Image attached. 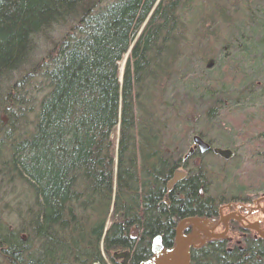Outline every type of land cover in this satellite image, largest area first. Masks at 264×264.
I'll return each mask as SVG.
<instances>
[{
  "label": "trees",
  "instance_id": "1",
  "mask_svg": "<svg viewBox=\"0 0 264 264\" xmlns=\"http://www.w3.org/2000/svg\"><path fill=\"white\" fill-rule=\"evenodd\" d=\"M230 1L0 0V179L16 196L17 224L0 223V264H100L99 251L110 264H121L113 254L122 252L130 254L127 264H139L151 256L156 235L172 245L181 219L213 217L220 204L241 201L242 187L212 155L207 163L224 171L225 192L237 191L227 199L218 184L209 193L204 170L182 160L177 124L185 99L197 108L232 89L241 105L264 85L259 7L244 16L257 44L240 47L247 65L237 83L242 68L232 61L233 82L200 83V71H190L186 52L198 46L185 34L198 36L214 18L229 22L223 2ZM144 6L116 92V63ZM29 82L38 84L37 96L21 90ZM110 123L116 146L108 143ZM181 166L186 180L167 192ZM246 240L242 248L218 241L191 249L190 264H264V240Z\"/></svg>",
  "mask_w": 264,
  "mask_h": 264
},
{
  "label": "rangeland",
  "instance_id": "2",
  "mask_svg": "<svg viewBox=\"0 0 264 264\" xmlns=\"http://www.w3.org/2000/svg\"><path fill=\"white\" fill-rule=\"evenodd\" d=\"M254 1L255 0H245V3L242 0L223 2L225 3L224 8H228L227 13L230 16L229 22H223L224 19L214 18L212 24L209 23L207 27L205 26L206 28H202V25L200 26L198 36H187V34H190V31H187L185 38L187 40L194 38L198 46L194 52H186L187 55L191 56L194 60L191 64L193 66H190V71H200V73L197 71L198 82L206 84V82L209 81L211 85L217 83L219 79L233 82L234 77L238 76V74L234 73L233 66L230 67V63L232 62L236 67L240 66L242 68V71L239 72V76L235 80L236 83L246 74L243 70H245L247 60H245V55L242 54L240 47H251V45L255 43V37L253 36L256 35L251 34L252 28L254 27L252 24L254 23L247 21L244 16L250 14V6L259 7L260 15H263L264 8V2L260 4ZM235 3L238 9L236 12L233 10V5ZM145 9L144 6L135 26L131 30L120 58L116 63V92L118 90V84L122 80V74L129 56V50L137 37V32L143 27ZM201 12L205 14V16L210 14L209 9H205L204 12ZM243 13L245 14L243 15ZM198 17L200 18L199 14ZM187 18L188 17L185 16L186 21L189 20ZM37 39L42 42L40 37H37L36 40ZM189 44L191 43L189 42ZM206 46L210 48L209 53L203 51ZM262 54L264 55V52ZM229 61L232 62L229 63ZM260 67L259 65V68ZM259 81L264 84V80ZM33 83L34 82L26 83L21 89L28 98L34 95L37 96V90L35 88L38 84L36 83L34 86ZM245 84L246 86L249 85L248 73ZM241 88L244 89L245 87ZM31 89L34 90V95L30 92ZM261 92H263L262 95ZM226 95L227 97L225 98H217L216 95H212L210 96L212 99L211 101H213L211 105H206L204 102L199 106L197 105V108H193L196 104L192 106V103L188 104L187 99H185L184 104L186 105V111L177 123L181 126L178 130V142L182 143L183 141L185 146L184 156L191 148H195L193 147L192 141L194 136L205 137L211 142L213 147H227L232 151L235 148V156L231 159H225L217 155L219 158L216 157L218 159L216 160L215 158H208V154H204L202 156V163L197 166V169L204 170L205 175L210 178L211 186L209 188V193H211V195H213L211 192L212 187L214 189L215 186L220 184L221 190L223 189V195L229 199L230 195L233 196L236 193H234L236 189L233 188L234 190L231 193L225 192L229 184L224 183V171L219 172L216 169L211 170L210 164L207 163V159H215V162L219 164L222 163L221 169L231 172V178L228 179L229 182L233 185L236 184L241 186L244 195L246 194L249 200H255L264 193V121L262 122L260 119V116L264 117V85H259L256 89V96L253 100L246 95L247 99L241 102V105H235L237 99H235L232 89L228 90ZM209 108H212L214 113L212 114V112H210V115H206L205 112H208ZM117 133V127H115L113 123H110L109 146H111L112 143L113 146H116ZM221 138H223L224 141L225 138H228L229 141L223 142ZM8 141L9 139H7L5 143H8ZM108 152L109 148L107 153ZM190 161L191 163L193 162L191 159H188L186 162L187 166L190 165ZM195 163H197V160ZM185 170L187 171L186 168ZM14 197L16 196H12L8 193V188L4 185V180L0 179V210L2 211L0 223L4 225L7 224L12 228L17 226L11 214V204L14 202ZM229 200L230 202L228 203L235 202L232 198ZM258 216L259 214H256L254 218H258ZM229 246H232V244ZM98 258L100 259V264H110L108 259L100 251L98 252ZM115 259L122 264L123 258ZM128 260L125 264H127Z\"/></svg>",
  "mask_w": 264,
  "mask_h": 264
},
{
  "label": "flooded vegetation",
  "instance_id": "3",
  "mask_svg": "<svg viewBox=\"0 0 264 264\" xmlns=\"http://www.w3.org/2000/svg\"><path fill=\"white\" fill-rule=\"evenodd\" d=\"M198 137L202 140V142L208 145V149L202 150L200 146H197L196 148L193 149L192 153L189 156L185 158L183 157L182 159L183 161L191 159L193 161L192 163L198 166L199 164L202 163V156L204 154H208V156L212 154V156L217 158L220 157L218 154H215L213 152V150L218 147H213L211 142L207 140L205 137L202 136H198ZM219 149L228 150L232 153L228 159H231L235 156V152H236L235 148L233 149V151L227 147L219 148ZM196 160L197 163H195ZM185 168H186L185 166H181L179 168H176L172 172L170 178L166 183L167 192H171L176 187L177 184L186 180L188 175V169L186 168L187 169L186 171ZM177 170L181 171L183 177L178 179L176 183L172 186V188L169 190L167 188V184L174 177V173ZM242 195L243 196L240 197L241 201L239 202L237 201L234 203H222L219 205L216 215H214L213 217L206 218L208 222L207 225L204 226V229L206 230L207 235L202 233L200 234L199 240H203L202 241L203 243H200V247L195 249H200L201 247H204L207 244H210L211 242H218V241H226L228 247L238 246L242 248L247 243L246 239L248 237L249 239L252 238V239L264 240V238L260 237L255 230L245 227L248 226V224L257 221L258 228L261 229L262 232H264V206H262L264 205V193L262 194V196L255 199L256 201L252 199L249 200L246 194L245 195L242 194ZM246 200L249 201L246 202ZM256 214H259L258 218H254ZM184 232L185 233L190 232V227L186 229ZM218 234H223V238L212 237L213 235H218ZM230 244H232V246H229Z\"/></svg>",
  "mask_w": 264,
  "mask_h": 264
},
{
  "label": "water",
  "instance_id": "4",
  "mask_svg": "<svg viewBox=\"0 0 264 264\" xmlns=\"http://www.w3.org/2000/svg\"><path fill=\"white\" fill-rule=\"evenodd\" d=\"M193 147L200 146L202 150H207L208 145L198 137L194 136ZM193 151L191 148L188 153L184 156H189ZM215 154L228 159L232 154L228 150H221L215 148L213 150ZM183 177L181 171L177 170L174 173V177L168 182L167 188L170 190L176 181ZM207 219L201 217H188L178 221L174 228V237L173 243L170 247H164L162 244V238L160 235H156L151 242L150 251L151 256L141 261L139 264H190V250L192 248H199L200 243H203V240H199L200 234H206L204 226L207 225ZM190 227V232L185 233L184 231ZM247 228L255 230L258 235L264 238V232L258 228V222L250 223ZM226 231V230H225ZM224 234V233H223ZM223 234L213 235L214 238H223ZM114 258H123L122 264H125L126 261L130 258L129 253H115L113 254Z\"/></svg>",
  "mask_w": 264,
  "mask_h": 264
}]
</instances>
